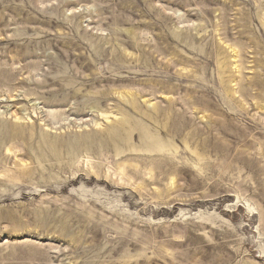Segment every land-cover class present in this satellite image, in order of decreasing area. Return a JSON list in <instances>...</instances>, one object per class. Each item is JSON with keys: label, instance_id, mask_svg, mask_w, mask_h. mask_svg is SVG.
I'll list each match as a JSON object with an SVG mask.
<instances>
[{"label": "rangeland", "instance_id": "374dc122", "mask_svg": "<svg viewBox=\"0 0 264 264\" xmlns=\"http://www.w3.org/2000/svg\"><path fill=\"white\" fill-rule=\"evenodd\" d=\"M0 264H264V0H0Z\"/></svg>", "mask_w": 264, "mask_h": 264}, {"label": "bare ground", "instance_id": "6f19581e", "mask_svg": "<svg viewBox=\"0 0 264 264\" xmlns=\"http://www.w3.org/2000/svg\"><path fill=\"white\" fill-rule=\"evenodd\" d=\"M240 69V68H239Z\"/></svg>", "mask_w": 264, "mask_h": 264}]
</instances>
